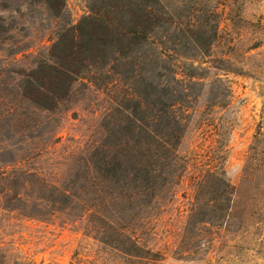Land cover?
I'll use <instances>...</instances> for the list:
<instances>
[{
  "label": "rangeland",
  "instance_id": "1",
  "mask_svg": "<svg viewBox=\"0 0 264 264\" xmlns=\"http://www.w3.org/2000/svg\"><path fill=\"white\" fill-rule=\"evenodd\" d=\"M62 4L0 0V264H264V0ZM94 12L121 45L57 58Z\"/></svg>",
  "mask_w": 264,
  "mask_h": 264
},
{
  "label": "trees",
  "instance_id": "2",
  "mask_svg": "<svg viewBox=\"0 0 264 264\" xmlns=\"http://www.w3.org/2000/svg\"><path fill=\"white\" fill-rule=\"evenodd\" d=\"M48 2L50 7L57 12H59L63 7L62 0H48ZM143 2L147 13V20L152 19L156 21L158 17L155 14L154 9L157 0H143ZM133 16H135V14H133ZM133 20H135V22L132 29L128 33L130 36L129 40H135L141 32L143 33V39H145V34L149 30V28H147V20ZM88 23H92L91 26L89 25L88 30H84V28L81 27L82 25L79 26L77 29L78 32L75 33L69 41L72 45L63 44V48L60 50L57 58L60 57L63 60L71 59L75 63H81L82 59L77 57V55L81 52H84L85 54H88L89 51L92 52V54H88L83 58V61H87L93 59V52H98L99 47L105 48L112 45L114 46L115 41L121 45L119 36H123V34L122 31L114 25V22L111 21L105 24L99 19V13L94 12L93 16L86 19V24ZM156 26L157 25H154V27ZM138 27H141L142 30H138ZM153 29L154 28L150 31H153ZM93 42H95L98 46H95ZM77 73V70H71L70 68L63 67L61 64L58 65L56 62L48 65V68L40 66V68L30 75L25 92L32 101L50 109L54 106V99H58L55 91L63 84V78L71 79L73 75ZM49 94L54 97H51ZM64 197L66 196L64 195ZM62 204H65V202Z\"/></svg>",
  "mask_w": 264,
  "mask_h": 264
}]
</instances>
